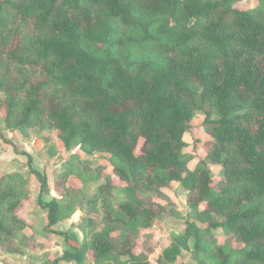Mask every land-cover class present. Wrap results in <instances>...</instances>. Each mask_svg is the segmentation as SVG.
<instances>
[{
  "label": "trees",
  "instance_id": "1",
  "mask_svg": "<svg viewBox=\"0 0 264 264\" xmlns=\"http://www.w3.org/2000/svg\"><path fill=\"white\" fill-rule=\"evenodd\" d=\"M256 1L239 9L238 0H0L5 129L56 131L67 152L107 154L126 184L117 206L110 180L97 187L83 203L81 248L51 264H80L88 252L90 264H151L136 252L138 235L159 213L143 196L170 183L188 192L189 218L206 225L204 236L221 229L241 244L213 245L216 264H264V0ZM197 111L211 139L206 158L221 169L215 179L204 161L191 170L195 157L183 152ZM71 158L80 177L102 176L105 166ZM29 170L44 191L46 178ZM27 184L23 172L0 176L6 254L23 253L16 236L27 228L18 217ZM44 208L48 227L65 217L57 201ZM201 232L188 224L156 264H183L178 257L192 238L201 246Z\"/></svg>",
  "mask_w": 264,
  "mask_h": 264
},
{
  "label": "rangeland",
  "instance_id": "2",
  "mask_svg": "<svg viewBox=\"0 0 264 264\" xmlns=\"http://www.w3.org/2000/svg\"><path fill=\"white\" fill-rule=\"evenodd\" d=\"M256 4V0H238L234 6L239 9H249L256 6ZM203 119L204 116L202 112L197 111L191 122L190 130L184 135L186 147L183 152L184 154L195 157V159L190 161L188 164V167L191 170L194 169L200 161H204L205 165L210 169L211 176L215 179L220 175L221 169L212 165L206 158V143L211 139L205 132ZM11 134V132H8L5 129L2 119L0 118V140L4 141V144L12 145L11 141H14V138H26L32 140L31 142H34L35 147L38 148L37 142L40 141L41 143L43 141L50 162H47V165H50V169L46 166L43 171V175H41L46 178L47 187L44 191H40V193H45L49 199L52 198V201L54 200L59 202L62 206V213L64 216L67 215V212L70 209V207L67 208L66 206L71 205L72 208L74 207L77 215L80 213L83 214L81 217L82 225L87 218L86 207L83 204L84 201L91 198L96 192L97 187L102 185L107 179L110 180L116 188L114 191L116 200L113 204L117 206L119 204H124L127 201L128 197L123 192V188L126 184L121 182L112 174L110 163L108 162L109 156L107 154H96L92 157H86L78 150V148H73L67 152L63 149L56 131H46L39 130L38 128H32L26 136H22L18 133L16 137H12ZM49 149L51 150L52 155H48L47 151ZM73 155L79 156L80 158H87L95 166L98 163L100 166H105L102 170V176L100 179L94 177L95 175L80 177L82 169L81 167L79 168L76 166L77 160L71 158ZM70 164H73V168L70 172V176H68L63 185V181L60 180V175L70 166ZM3 172V168L0 167V175ZM38 184H40L39 181ZM65 190L69 191L68 195H65ZM143 198L152 201L155 211L159 213V216L155 219L153 225L138 235V246L136 252L141 250L145 251L149 256V262L151 264H156L157 259L161 256L163 250L174 241L175 237L182 234L190 223H193L196 228L202 229L201 233L204 238V242H202L198 249H195V240L193 238L190 239L188 242V250L182 251L177 262L182 261L183 264H216L211 257L213 245L220 246L226 244L234 250L242 247L241 244L235 243L233 239L226 235L221 229L213 230L211 233L207 235L205 234L206 236H204L203 230L206 225L189 218V214L192 212V209L188 205L189 194L179 183H170L169 187L161 189L160 193L149 192L143 196ZM38 205H40L41 208L44 207V204L40 199L38 201ZM204 206L205 205H201L200 209H203ZM47 229H49L48 226L44 229V231H49L48 233H50V230ZM26 234L29 235V232ZM22 236L23 235L16 236V241L22 247H25L28 243L32 244L33 241L37 240L34 239L29 242L25 238V235L24 237ZM144 241L147 243V248L142 245ZM54 260L51 258H44L34 264H51ZM31 261L33 262L32 258H29L28 260L15 258L12 260L8 259L4 255L0 246V263L31 264Z\"/></svg>",
  "mask_w": 264,
  "mask_h": 264
},
{
  "label": "crops",
  "instance_id": "3",
  "mask_svg": "<svg viewBox=\"0 0 264 264\" xmlns=\"http://www.w3.org/2000/svg\"><path fill=\"white\" fill-rule=\"evenodd\" d=\"M11 135L16 137L18 133L14 132ZM14 139V141H11L12 145H6L4 141L0 140V167L4 170L1 175L14 171L26 174L29 184V199L19 207L18 217L25 223L27 228L17 235H23L22 237L25 235L29 242L34 239L37 240L33 241L32 244L28 243L25 247L21 246L23 250L21 254L10 255L4 253V255L11 260L13 258L21 260L32 258L33 262L31 261V264L44 258L61 259L65 253L75 255L81 248L83 241V233L80 228L83 214L77 215L74 213L71 216H65L47 229L50 230V233L44 231L49 222L48 211L44 207L41 208L38 201L40 199L46 205L52 201V198L49 199L45 193H40L41 188L38 179L30 173L29 168L43 175L46 166L50 169V165H47L49 158L43 141L41 143L40 141L37 142L38 148H36L34 142H31L30 139ZM27 232H29V235L26 234ZM91 259L92 253L88 252L84 261L80 264H90ZM59 264L67 263L61 261Z\"/></svg>",
  "mask_w": 264,
  "mask_h": 264
}]
</instances>
